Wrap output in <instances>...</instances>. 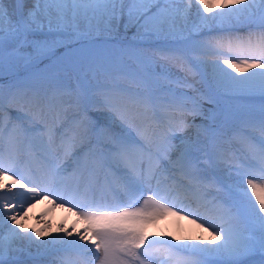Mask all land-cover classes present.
<instances>
[{
  "label": "snow or ice",
  "instance_id": "1",
  "mask_svg": "<svg viewBox=\"0 0 264 264\" xmlns=\"http://www.w3.org/2000/svg\"><path fill=\"white\" fill-rule=\"evenodd\" d=\"M215 8L0 0V81L8 80L0 83V264L51 252L59 255L49 264H264V103L226 107L221 120L215 100L264 101V0ZM173 60L183 78H173ZM89 71H106L110 82L85 83ZM70 74L74 88L63 80ZM227 122L238 138L227 137ZM257 128L259 138L249 131ZM40 199L67 206L83 230L26 229L27 208ZM166 214L212 240L149 234L148 222Z\"/></svg>",
  "mask_w": 264,
  "mask_h": 264
},
{
  "label": "bare ground",
  "instance_id": "2",
  "mask_svg": "<svg viewBox=\"0 0 264 264\" xmlns=\"http://www.w3.org/2000/svg\"><path fill=\"white\" fill-rule=\"evenodd\" d=\"M206 2L209 3V5L213 8V11H218V9L215 8V4L223 3V0H206ZM246 3L247 0H244ZM256 30V29H254ZM47 207L44 203H37L34 207L27 208V215L23 221L26 229H33V228H41L45 224H47V231L52 235H63V232L57 233V228L62 227L64 229L71 230L72 228L81 230V222L78 220H71L70 217L65 215L63 211L61 210H53L49 211L45 209ZM39 218V219H38ZM155 224H151V222H148L146 225V229L148 226L150 227L149 234H156L157 238H159L160 231L163 234H167V238L171 239L172 236H176L177 238L182 237H188L190 238L191 242L203 244L210 242L209 240H206V238H199L195 235L193 230L187 231L186 229L182 230L181 232L177 230L176 224L172 222V220L160 223L157 227H155ZM78 226L80 228H78ZM82 231V230H81ZM73 237L78 239V236H76L75 233H73ZM47 239H51V236H49ZM83 244L89 243V241H81ZM175 243V241H174ZM31 251L35 252V249H32ZM58 253L51 252L47 256H43L45 258L50 259L51 261L58 258ZM28 256L27 254H24L21 256V259L26 262V264H29L28 259H25L23 257ZM41 258V257H39Z\"/></svg>",
  "mask_w": 264,
  "mask_h": 264
},
{
  "label": "rangeland",
  "instance_id": "3",
  "mask_svg": "<svg viewBox=\"0 0 264 264\" xmlns=\"http://www.w3.org/2000/svg\"><path fill=\"white\" fill-rule=\"evenodd\" d=\"M124 63L130 69H133V70L135 69L136 62L133 59H129L127 56H125L124 57ZM167 67L170 69V71H171V73L173 75V78H175V77H181V78H183L185 76V72L182 71V70H180V68L177 67V66H175L174 64L169 63L167 65ZM224 67H226V65H224ZM106 71H112L113 74H115V71L112 70V69H107ZM106 71H97L96 74H95V78L93 77V73L91 71H89L88 72V77H87V81L90 82L89 85L95 86L97 84H104V83L110 82V81H106L105 80ZM229 71H231L233 73V75H237V76L247 75V73H236L235 70H232V69H229ZM248 71H253V70L252 69H249ZM188 75H189L188 76V79L190 81L195 80L197 86L200 87V89H201L202 92H208L209 91L208 85L205 84V83H203L201 81V76L199 74L195 75V77H193L191 74H188ZM63 80H64V83L68 84L67 86H69L71 88H73V84L75 86V84L77 82L75 75H71V74L68 75V76H66V77H63ZM0 83H3L4 87L7 88V85L8 84L6 83L5 80L0 81ZM121 83L122 84H126L127 82H125L124 80H122ZM191 94L192 93L189 91V95H191ZM258 96L259 95L257 94V96L254 97V98L257 99L256 101H258L260 104L261 103H264V101H262L260 99V97H258ZM224 97L225 96H223V95L217 94V97L216 98L217 99H221L222 102L227 105V107H231L233 110L240 109V108H243V107H254V106H251V105H246L245 102L244 103L242 102V100L245 99L246 97L245 98H233V97H230V98H233V99L232 100H229V101L223 100V99H225ZM217 99H215L216 102H217ZM217 105H218V103H217ZM259 106H261V105H259ZM211 107H212V105H210V104H206L205 105V109H208V108H211ZM221 110H222V108L218 105L217 111L220 112ZM196 122L197 123L200 122V118L199 117H197Z\"/></svg>",
  "mask_w": 264,
  "mask_h": 264
}]
</instances>
